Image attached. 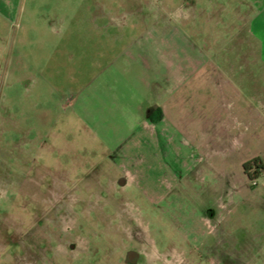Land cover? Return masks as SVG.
<instances>
[{"label": "rangeland", "instance_id": "rangeland-1", "mask_svg": "<svg viewBox=\"0 0 264 264\" xmlns=\"http://www.w3.org/2000/svg\"><path fill=\"white\" fill-rule=\"evenodd\" d=\"M178 2L23 0L0 14V264H264V174L223 206L200 186L109 184L114 165L73 112Z\"/></svg>", "mask_w": 264, "mask_h": 264}, {"label": "crops", "instance_id": "crops-1", "mask_svg": "<svg viewBox=\"0 0 264 264\" xmlns=\"http://www.w3.org/2000/svg\"><path fill=\"white\" fill-rule=\"evenodd\" d=\"M22 1L0 0V14L11 21ZM169 5L73 112L114 165L107 183L200 186L223 206L258 185L244 164H264V0Z\"/></svg>", "mask_w": 264, "mask_h": 264}, {"label": "trees", "instance_id": "trees-1", "mask_svg": "<svg viewBox=\"0 0 264 264\" xmlns=\"http://www.w3.org/2000/svg\"><path fill=\"white\" fill-rule=\"evenodd\" d=\"M244 171L251 181H255L264 174V164L260 158L253 159L244 164Z\"/></svg>", "mask_w": 264, "mask_h": 264}]
</instances>
